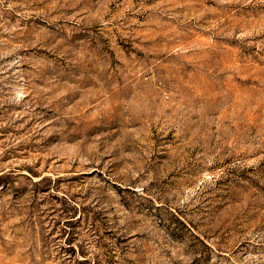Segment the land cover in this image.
<instances>
[{
    "label": "rangeland",
    "instance_id": "obj_1",
    "mask_svg": "<svg viewBox=\"0 0 264 264\" xmlns=\"http://www.w3.org/2000/svg\"><path fill=\"white\" fill-rule=\"evenodd\" d=\"M0 264H264V0H0Z\"/></svg>",
    "mask_w": 264,
    "mask_h": 264
}]
</instances>
